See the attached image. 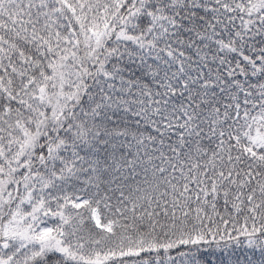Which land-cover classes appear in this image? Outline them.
<instances>
[{
  "label": "snow or ice",
  "instance_id": "1",
  "mask_svg": "<svg viewBox=\"0 0 264 264\" xmlns=\"http://www.w3.org/2000/svg\"><path fill=\"white\" fill-rule=\"evenodd\" d=\"M0 264H264V0H0Z\"/></svg>",
  "mask_w": 264,
  "mask_h": 264
}]
</instances>
